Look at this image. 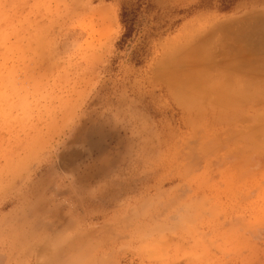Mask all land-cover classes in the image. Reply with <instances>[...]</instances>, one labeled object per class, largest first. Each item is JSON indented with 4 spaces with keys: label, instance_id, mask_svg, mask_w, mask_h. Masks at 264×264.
Listing matches in <instances>:
<instances>
[{
    "label": "rangeland",
    "instance_id": "obj_1",
    "mask_svg": "<svg viewBox=\"0 0 264 264\" xmlns=\"http://www.w3.org/2000/svg\"><path fill=\"white\" fill-rule=\"evenodd\" d=\"M0 264H264V0H0Z\"/></svg>",
    "mask_w": 264,
    "mask_h": 264
},
{
    "label": "bare ground",
    "instance_id": "obj_2",
    "mask_svg": "<svg viewBox=\"0 0 264 264\" xmlns=\"http://www.w3.org/2000/svg\"><path fill=\"white\" fill-rule=\"evenodd\" d=\"M221 55H222V54H221ZM223 56H225V54H223ZM256 56H257V55H256ZM258 57H260V56H258ZM258 57H257V58H258ZM230 58H231V57H230ZM256 73H257V72H256ZM258 73H259V72H258Z\"/></svg>",
    "mask_w": 264,
    "mask_h": 264
}]
</instances>
